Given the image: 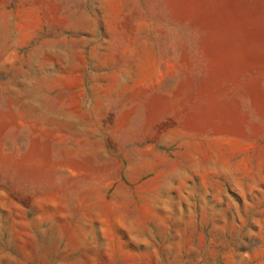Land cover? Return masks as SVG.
Segmentation results:
<instances>
[{
    "label": "rangeland",
    "instance_id": "rangeland-1",
    "mask_svg": "<svg viewBox=\"0 0 264 264\" xmlns=\"http://www.w3.org/2000/svg\"><path fill=\"white\" fill-rule=\"evenodd\" d=\"M0 264H264V0H0Z\"/></svg>",
    "mask_w": 264,
    "mask_h": 264
}]
</instances>
